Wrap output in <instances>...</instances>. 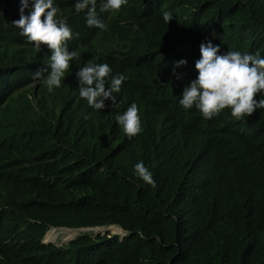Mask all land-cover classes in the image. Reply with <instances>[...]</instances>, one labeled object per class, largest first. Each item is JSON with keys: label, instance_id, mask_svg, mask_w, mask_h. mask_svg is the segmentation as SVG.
<instances>
[{"label": "trees", "instance_id": "16d2710c", "mask_svg": "<svg viewBox=\"0 0 264 264\" xmlns=\"http://www.w3.org/2000/svg\"><path fill=\"white\" fill-rule=\"evenodd\" d=\"M55 1L70 7V0ZM142 1L145 9L130 33L133 47L111 48L102 59L127 77L114 94L116 103L105 101L94 123L59 138L62 151L52 168L0 129V264H264V154L256 155L264 144V120L236 121L223 110L222 118L206 121L177 104L179 88L198 75L202 42L219 45L221 54L264 55V0ZM164 11L172 14L168 24ZM120 12L106 14L111 35L118 32L113 20ZM163 26L172 42L165 68L158 70L149 62L150 44ZM24 50L34 53L27 43ZM180 59L186 64L176 67ZM27 93L22 89L10 103L34 110ZM132 103L142 131L129 138L114 117ZM39 123L56 137L49 124ZM222 123L226 162L245 181L218 186L188 170L172 178L157 174L156 163L199 154ZM113 150L110 169L103 158ZM140 161L156 188L136 174ZM42 169L47 178L35 179ZM108 223L126 230L120 241L116 235H81L62 246L39 241L49 226Z\"/></svg>", "mask_w": 264, "mask_h": 264}, {"label": "clouds", "instance_id": "9594fccd", "mask_svg": "<svg viewBox=\"0 0 264 264\" xmlns=\"http://www.w3.org/2000/svg\"><path fill=\"white\" fill-rule=\"evenodd\" d=\"M144 9L142 0H70L69 8L60 7L55 0H0V56L8 55L0 64V129L5 135L32 149L52 168L54 158L62 151L59 138L84 122L94 123L99 111L105 109V101L111 102L109 107L116 103L114 94L120 91L127 77L112 71L102 59L111 48L127 52L133 47L130 33ZM119 10L120 16L113 20L118 32L111 35L105 17L107 12ZM171 19L172 14L164 11V22L168 24ZM186 24L191 26L189 22ZM171 42V34L163 26L150 44L151 66L158 70L165 68ZM25 43L34 49L33 54L24 50ZM199 53L200 58L195 61L198 75L186 87L179 88L177 104L206 121L222 118L223 110L236 121L251 117L264 120V55L239 51L221 54L220 46L213 45L210 40L200 44ZM185 64L186 61L180 59L175 66ZM22 89L29 90L26 96L34 110L10 103L11 96ZM114 119L129 138L142 131L136 103ZM39 120L49 124L56 137L45 130ZM226 148L222 123L213 130L199 154L174 162L156 163L157 174L172 178L188 170L218 186L245 181L237 169L227 164ZM257 154H264V144ZM113 155L114 150L105 154L104 167L110 168ZM134 169L146 184L157 187L151 170L142 161L136 163ZM47 176L46 169L34 175L37 180ZM2 179L0 165V182ZM114 226L121 234L97 232L99 227ZM54 228L75 229L79 235L60 244L44 241L47 231ZM126 233L115 223L49 226L39 241L62 246L81 235L92 239L97 235H116L120 241Z\"/></svg>", "mask_w": 264, "mask_h": 264}, {"label": "rangeland", "instance_id": "374dc122", "mask_svg": "<svg viewBox=\"0 0 264 264\" xmlns=\"http://www.w3.org/2000/svg\"><path fill=\"white\" fill-rule=\"evenodd\" d=\"M106 228L107 227H99L97 229V232H99L101 234H103L105 232L121 234V230L115 226L108 228V229H106ZM77 235H79V233L75 229L69 230V229H65V228H54V230L49 234L48 237H44V241H47V242L50 241V242H55L57 244H60V243L65 242L68 239H71V238L77 236Z\"/></svg>", "mask_w": 264, "mask_h": 264}, {"label": "bare ground", "instance_id": "6f19581e", "mask_svg": "<svg viewBox=\"0 0 264 264\" xmlns=\"http://www.w3.org/2000/svg\"><path fill=\"white\" fill-rule=\"evenodd\" d=\"M96 228H93L92 230H95ZM53 231V229H50V230H48L47 231V233L45 234V237H48L49 236V232H52ZM53 238V237H52ZM51 240V239H50Z\"/></svg>", "mask_w": 264, "mask_h": 264}]
</instances>
